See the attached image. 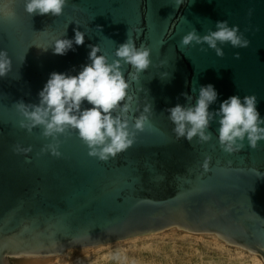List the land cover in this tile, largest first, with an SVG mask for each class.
<instances>
[{
  "label": "water",
  "instance_id": "1",
  "mask_svg": "<svg viewBox=\"0 0 264 264\" xmlns=\"http://www.w3.org/2000/svg\"><path fill=\"white\" fill-rule=\"evenodd\" d=\"M221 20L239 25L249 46L220 44L225 55L219 57L206 43H181L193 28L204 35ZM77 28L86 33L85 43L54 54L55 40L73 39ZM127 33L137 46L151 48L152 64L139 81L128 75L130 65L124 70L136 109L132 125L152 103V127L108 161L90 156L71 130L60 136L61 156L42 152L50 138L41 127L31 133L20 127L16 102L39 103L53 71L78 74L90 62L89 45L100 44L114 60ZM3 49L13 68L0 77V264L172 228L214 234L264 261V140L255 149L245 140L244 149L229 154L219 144L218 118L209 128L211 141L177 139L166 111L188 103L182 93L195 104L199 88L213 84L219 95L210 111L232 95L256 94L264 118V0H185L179 8L175 0H68L60 16L29 14L25 0H0ZM17 145L32 151L17 153Z\"/></svg>",
  "mask_w": 264,
  "mask_h": 264
},
{
  "label": "clouds",
  "instance_id": "2",
  "mask_svg": "<svg viewBox=\"0 0 264 264\" xmlns=\"http://www.w3.org/2000/svg\"><path fill=\"white\" fill-rule=\"evenodd\" d=\"M185 0H175L179 8ZM68 0H25V10L29 14L60 16L63 14ZM8 10L5 15H10ZM102 28V26H97ZM86 33L79 28L75 30L73 39L65 35L56 39L54 54L65 55L74 50V45L85 43ZM181 43H206L214 49L216 55H225L220 44L230 43L235 48H246L249 39L240 31L239 25L230 26L227 20L216 22L215 30L209 29L200 35L195 28L185 34ZM89 63L82 66L78 74L53 71L39 92V103L16 102L15 107L23 117L19 121L21 128L29 133L36 127L42 128V136L50 138L49 143L41 149L53 156L62 155L60 151L61 135H67L70 130L78 132L79 138L87 146L89 155L101 161H108L126 151L136 141L137 133L146 127L151 128L150 115L154 106L148 103L132 125L130 113L133 108V96L129 94L131 81L125 76V65H130L133 71L128 75L132 81H139L141 73L152 64L151 48L141 43L136 44V38L127 33L125 42L115 50V59L111 60L102 52L100 44L89 45ZM48 48L44 50L47 51ZM236 58L240 53H235ZM163 64V61L161 62ZM13 61L7 49L0 50V77H7L12 71ZM169 77L170 73H163ZM195 89H192L194 91ZM187 104L177 103L166 109L169 120L174 124L173 132L177 139L185 138L191 142L199 138L201 143L209 142L213 133L209 131L213 120L218 118L219 144L223 151L232 154L240 152L248 145L255 149L264 140V118L258 110L256 94L241 96L232 95L225 99L219 109L210 111V105L218 99V91L213 84L199 88L195 104L193 96L182 93ZM85 101L91 107H84ZM17 153H30L32 147H14ZM211 157L203 161L205 172L210 170Z\"/></svg>",
  "mask_w": 264,
  "mask_h": 264
},
{
  "label": "rangeland",
  "instance_id": "3",
  "mask_svg": "<svg viewBox=\"0 0 264 264\" xmlns=\"http://www.w3.org/2000/svg\"><path fill=\"white\" fill-rule=\"evenodd\" d=\"M239 251L243 253L241 264H247L253 253L244 248L228 244L214 234L172 228L98 246L70 248L54 256L14 257L11 264L35 258L51 259L53 264H226Z\"/></svg>",
  "mask_w": 264,
  "mask_h": 264
},
{
  "label": "bare ground",
  "instance_id": "4",
  "mask_svg": "<svg viewBox=\"0 0 264 264\" xmlns=\"http://www.w3.org/2000/svg\"><path fill=\"white\" fill-rule=\"evenodd\" d=\"M134 238V237H133ZM242 252L239 251L236 256L231 257L232 259L227 261L226 264H241L242 262ZM252 254V253H251ZM30 257H37V256H30ZM251 260L246 262L247 264H263L262 259L258 256L255 255L254 253L251 255ZM40 258H35L32 261L30 260H25L24 262H21L22 264H53V260L51 259H47V260H38Z\"/></svg>",
  "mask_w": 264,
  "mask_h": 264
}]
</instances>
